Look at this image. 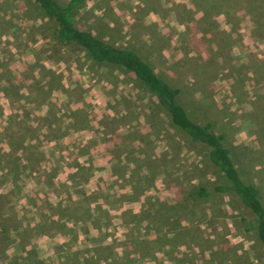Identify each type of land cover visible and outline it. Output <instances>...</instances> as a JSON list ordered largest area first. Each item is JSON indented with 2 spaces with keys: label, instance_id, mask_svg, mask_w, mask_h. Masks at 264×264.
I'll use <instances>...</instances> for the list:
<instances>
[{
  "label": "rangeland",
  "instance_id": "1",
  "mask_svg": "<svg viewBox=\"0 0 264 264\" xmlns=\"http://www.w3.org/2000/svg\"><path fill=\"white\" fill-rule=\"evenodd\" d=\"M75 21L213 122L264 202V0H84ZM221 182L132 73L0 0V264H264L238 196H191Z\"/></svg>",
  "mask_w": 264,
  "mask_h": 264
},
{
  "label": "trees",
  "instance_id": "2",
  "mask_svg": "<svg viewBox=\"0 0 264 264\" xmlns=\"http://www.w3.org/2000/svg\"><path fill=\"white\" fill-rule=\"evenodd\" d=\"M56 23V36L62 44H73L83 50L98 65L120 67L132 73L141 87L156 100L168 115L173 127L191 144L203 146L208 161L223 174L225 182L198 185L191 196L206 200L213 194H235L254 218L257 240L264 250V202L260 190L243 175L236 165L231 147L224 135L213 131L211 121L192 119L178 100V90L169 85L134 47H121L105 41L91 31L77 27L75 14L84 0H68L61 5L58 0H34Z\"/></svg>",
  "mask_w": 264,
  "mask_h": 264
},
{
  "label": "clouds",
  "instance_id": "3",
  "mask_svg": "<svg viewBox=\"0 0 264 264\" xmlns=\"http://www.w3.org/2000/svg\"><path fill=\"white\" fill-rule=\"evenodd\" d=\"M153 19H155V17H153Z\"/></svg>",
  "mask_w": 264,
  "mask_h": 264
}]
</instances>
